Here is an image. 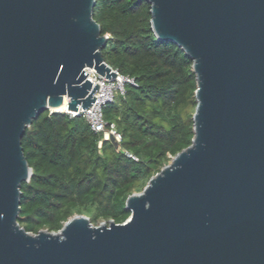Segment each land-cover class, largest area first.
Segmentation results:
<instances>
[{
    "label": "water",
    "instance_id": "obj_1",
    "mask_svg": "<svg viewBox=\"0 0 264 264\" xmlns=\"http://www.w3.org/2000/svg\"><path fill=\"white\" fill-rule=\"evenodd\" d=\"M146 1L155 36L193 61L191 144L127 197L124 222L33 233L17 220L26 128L90 107L85 68L116 73L95 0H0V264H264V0Z\"/></svg>",
    "mask_w": 264,
    "mask_h": 264
},
{
    "label": "trees",
    "instance_id": "obj_2",
    "mask_svg": "<svg viewBox=\"0 0 264 264\" xmlns=\"http://www.w3.org/2000/svg\"><path fill=\"white\" fill-rule=\"evenodd\" d=\"M93 18L101 34H108L104 60L135 82L126 83L124 95L103 107L105 120L115 123L122 135L121 148L93 132L82 115L39 114L22 137L32 173L21 184L17 219L33 233L59 231L76 214L96 226L124 222L131 213L127 197L140 192L194 135L193 61L175 43L155 36L150 4L95 0Z\"/></svg>",
    "mask_w": 264,
    "mask_h": 264
},
{
    "label": "built area",
    "instance_id": "obj_3",
    "mask_svg": "<svg viewBox=\"0 0 264 264\" xmlns=\"http://www.w3.org/2000/svg\"><path fill=\"white\" fill-rule=\"evenodd\" d=\"M108 36V34H106ZM111 67V66H110ZM111 71L116 73L114 77L107 78L98 74L93 68H85L87 72V79L92 83L98 84L97 90L94 91L93 96L95 100L91 103L90 107L83 109L79 108L76 112L69 113L71 116L82 115L85 117L90 129L95 133H101L103 140L110 141V138L117 143V148H121L122 135L117 130L115 123H108L103 114V107L113 102L116 95H124V85L126 83L135 84L132 78L124 76L118 70L111 67ZM102 140L98 141V147H101ZM124 154L128 157L136 159V157L127 150H123ZM112 221V220H110ZM108 222H101L100 224H108ZM99 224V225H100Z\"/></svg>",
    "mask_w": 264,
    "mask_h": 264
},
{
    "label": "bare ground",
    "instance_id": "obj_4",
    "mask_svg": "<svg viewBox=\"0 0 264 264\" xmlns=\"http://www.w3.org/2000/svg\"><path fill=\"white\" fill-rule=\"evenodd\" d=\"M58 110H65V104H63Z\"/></svg>",
    "mask_w": 264,
    "mask_h": 264
},
{
    "label": "rangeland",
    "instance_id": "obj_5",
    "mask_svg": "<svg viewBox=\"0 0 264 264\" xmlns=\"http://www.w3.org/2000/svg\"><path fill=\"white\" fill-rule=\"evenodd\" d=\"M118 97V94L116 95V98ZM61 111H64V110H61Z\"/></svg>",
    "mask_w": 264,
    "mask_h": 264
}]
</instances>
